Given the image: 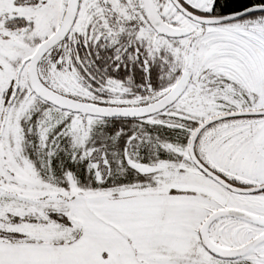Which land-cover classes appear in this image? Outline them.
I'll return each mask as SVG.
<instances>
[{
  "label": "snow or ice",
  "instance_id": "snow-or-ice-1",
  "mask_svg": "<svg viewBox=\"0 0 264 264\" xmlns=\"http://www.w3.org/2000/svg\"><path fill=\"white\" fill-rule=\"evenodd\" d=\"M0 264H264V0H0Z\"/></svg>",
  "mask_w": 264,
  "mask_h": 264
}]
</instances>
